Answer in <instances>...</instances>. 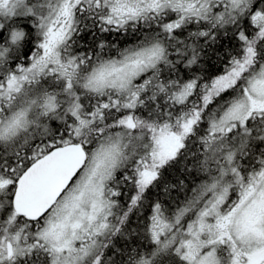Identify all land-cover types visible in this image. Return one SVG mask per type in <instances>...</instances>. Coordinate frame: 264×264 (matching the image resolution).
I'll return each mask as SVG.
<instances>
[{
	"label": "snow or ice",
	"instance_id": "snow-or-ice-1",
	"mask_svg": "<svg viewBox=\"0 0 264 264\" xmlns=\"http://www.w3.org/2000/svg\"><path fill=\"white\" fill-rule=\"evenodd\" d=\"M0 264H264V0H0Z\"/></svg>",
	"mask_w": 264,
	"mask_h": 264
},
{
	"label": "trees",
	"instance_id": "trees-1",
	"mask_svg": "<svg viewBox=\"0 0 264 264\" xmlns=\"http://www.w3.org/2000/svg\"><path fill=\"white\" fill-rule=\"evenodd\" d=\"M177 175H178V173H177Z\"/></svg>",
	"mask_w": 264,
	"mask_h": 264
}]
</instances>
